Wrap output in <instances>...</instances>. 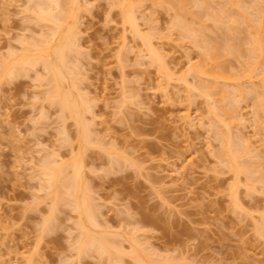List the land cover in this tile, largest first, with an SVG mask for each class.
<instances>
[{
  "label": "rangeland",
  "instance_id": "obj_1",
  "mask_svg": "<svg viewBox=\"0 0 264 264\" xmlns=\"http://www.w3.org/2000/svg\"><path fill=\"white\" fill-rule=\"evenodd\" d=\"M35 1L38 0H0V66L7 60L9 52L25 53V50H32L34 45L48 37L49 34L45 31L52 29L53 23L37 20L39 5L46 0ZM63 1L68 0L60 2ZM82 1L84 5L81 4ZM152 1L146 0L143 6L139 5L141 9H138L142 12L138 10V22L141 35H147V39L151 36L150 41L160 49L166 64L176 68V73H173L176 78L173 76L175 79L169 83L165 82V78L162 80L163 75H159L156 64L155 67L149 63L150 58L146 55L142 38L134 36L128 27L124 28L120 11L116 7L112 8L111 0H79V7L84 10L79 7L76 9L80 18V33L75 40L78 46H72L73 53L69 52L72 56L69 59L72 62L74 59L71 64L76 65L74 68L71 65L74 71L71 70L69 77L73 76L76 86L74 94L77 95L76 91L80 89L78 95L82 93L79 96L82 99L80 112L82 116L86 115L83 118L88 131V144L83 147L76 135L75 122L71 118L64 119L58 105H52L50 99H47L53 87L41 65L26 68L17 76H11L12 78L3 77L0 71V264H137L129 253L126 254V251L133 250L128 246L130 243L136 244L135 250L141 259L152 264H264V237L257 235L260 222H264V184L256 182H264V127L261 129L255 123L258 115L262 114V118L264 117L256 105L260 92L256 90L259 98L256 100L257 96L254 97L253 91V95L249 93L244 98L240 94V98L232 93L234 90H227V95H236L235 100L238 97V101L234 100V108L238 105V109L235 108L236 115H243L244 118L243 123L237 120V123H229V129L236 125L233 132H229L240 135L243 133L241 136L244 139L241 138L245 141L249 139L247 143L251 145L253 152L252 157H247L245 161L260 167L262 165L254 159L260 155L259 160L263 164L262 170L253 166L255 172L249 178L256 177V180L251 183L248 179L251 187L255 183L251 190L245 184V173H241L245 177L240 174L242 178L239 177V183L234 184L236 180L228 167H225L226 164L222 165L221 160L217 159L216 153L222 148L215 135L218 132L213 133L215 124L211 122L214 124L211 128L208 123L209 104L203 96L201 98L197 93L194 95L189 90L185 91L183 82L177 83L183 76L191 85H197L188 71V59L193 62L202 60L201 47L197 48L199 45L196 46L179 35L182 27H179L181 32L176 30L178 27L171 29L176 24L172 26V23L177 18L179 20L175 14L181 17L183 12H179L182 15L177 14L178 7L177 10L174 8V2L159 5ZM198 1L200 0H188L189 4L185 2L191 7H188L191 14L187 11L185 14L190 17L184 18L183 15L180 18L185 23L184 27L188 30L189 24H193L195 27H190V30L201 31L197 35L201 37V44L210 42V46L216 45V51L218 45L223 56L230 48L228 53L234 52L233 54H226L223 59L220 56L226 76L229 75L227 83L233 86L232 89L235 88L234 82L229 81L232 74L231 81L243 83L245 88L249 83L243 77V82L234 77H238L236 73L239 77L243 76L240 75L244 74L241 71H246L247 65L252 67L248 62L254 64L257 61L256 56H250L248 51L251 46L249 35H252L255 28L252 30L251 27L252 31L247 32L246 28L250 24H244L239 12L241 6H244L242 9L247 8L244 13H249L254 21L257 5H254L253 0H244L247 4L242 3L240 8L236 6L234 9L226 0H201V6ZM36 4H39L38 7ZM221 6L229 7L225 10ZM218 8L223 14L222 18L231 13L230 16L235 20L227 23L231 17L226 16L221 22L224 27L218 22H212L214 19L212 16L208 18V15L217 10L214 14L219 16ZM257 13L261 14V10ZM253 21L252 24L257 23ZM41 34L46 35H43L45 39H42ZM202 36L207 40L202 39ZM248 42L249 45L246 44ZM238 49L242 53L238 54ZM261 68L264 69V65ZM76 72L78 76L74 78ZM70 80L69 78L68 81ZM68 81L69 89L65 82V91L71 89ZM87 96L88 100L82 98ZM230 100L231 105L233 100ZM225 105L227 107L226 103ZM262 108L264 111V105ZM257 110L259 113L256 116ZM185 112L190 114L193 126L185 124L187 121L182 116ZM194 120L200 122L196 121L195 124ZM235 137L232 135L234 144L237 139ZM238 140L236 141L240 142ZM240 145L243 146V142ZM232 147L236 149L238 145ZM254 151L259 155L254 157ZM114 156L115 161L111 160ZM50 159H58L55 162L57 165L64 162V166L68 168L64 170L67 177L72 174L70 163L75 160L80 162L86 191L92 195L93 203H98L94 205L100 209V212L98 207L95 209L97 219L101 225H110L109 230L106 228L107 238L119 247L122 246L125 251L122 250L126 252L120 260L115 255V263L112 260L109 262L107 254H97L94 250H89V253L87 250V254L78 253L75 244L78 229L74 227L77 214L72 207L73 203L69 197H64L66 194L58 196L60 198L56 201L55 194L44 184L43 172L46 167L42 164ZM245 161L243 159L244 163H249ZM256 168H259L258 173ZM236 184V198L241 206L235 208L231 196ZM261 227L264 228L262 225ZM111 238H118V241ZM153 260H157L156 263Z\"/></svg>",
  "mask_w": 264,
  "mask_h": 264
},
{
  "label": "bare ground",
  "instance_id": "obj_2",
  "mask_svg": "<svg viewBox=\"0 0 264 264\" xmlns=\"http://www.w3.org/2000/svg\"><path fill=\"white\" fill-rule=\"evenodd\" d=\"M39 1V0H38ZM38 1H35V2H38ZM43 1V0H42ZM60 1H62V0H46L42 5H41V3H40V5H39V8H38V10L36 9V7H34L35 9L34 10H37L38 12V19L37 20H41V21H39V22H42V21H48V22H51V23H53L52 25H53V27H52V29H48L49 31H50V33H49V31L47 30V31H45L46 32V34H47V32H48V37H45L46 35H44V34H41L42 35V39H45V40H43V42H41V43H37L38 45H34L32 48V50H30L29 48H28V50L29 51H27V50H25V53H22V54H17V52H9V54L7 55V60H4V62L2 63V65L0 66V71H1V74L3 75V77L5 76V78L8 76H17L18 75V73L20 74L21 72H22V70L24 71L26 68H31V67H36V66H38V65H41V69H43L44 71H45V73L44 74H47L48 76H49V83L50 84H52V87H53V90H52V92H50L47 96H48V98H47V96H46V98L47 99H50V101H51V103H53L52 105H54V103L55 104H57L58 105V109H60V112L63 114L62 116H63V118L65 119V118H71L74 122H75V125H76V127H77V133H76V135H77V137H78V139H79V143H80V145L83 147L84 145H86V144H88V140H87V130H86V126H85V124H84V118L83 117H85V116H82V113L80 112V109H81V101H82V99H80V95L82 94H80V95H78V91H80V90H78V91H76V94L77 95H75L74 94V89L76 90V86H74V81L72 80L73 79V76H71V77H69V75L71 74V70H73V68L74 67H76V65L75 66H73L72 64H73V62H74V59H73V62L69 59L70 57H71V59H72V56H70L69 54V52H71V54L73 53L72 51H73V49H72V46H75V47H77L78 46V43H76L75 42V40H76V38L78 39V37H77V34H79L80 32H78L79 31V29H80V27H79V19L80 18H78V12L76 11V9L80 6V2H79V0H68L67 2H65V1H63L64 2V4H63V2H60ZM81 1V0H80ZM110 1V0H109ZM140 1H142V0H111V5H112V8H117V9H119V13H120V15H121V23L123 24V26H124V28H126L127 29V27H128V30H131V33L134 35V36H139V37H141L142 38V40H143V44H144V49H145V51H146V55H147V57H148V59H149V63H151V64H153V66H155L154 64H156V68H157V70H159L158 72H160V76L161 75H163L162 76V80L165 78V82H173V78L176 76H174L173 75V73H176V71L174 70V68H172V67H170L168 64H166V62L164 61V57H163V54L161 55V53H160V49H157L156 47H154L155 45H153L152 43V41H150L151 40V36L147 39V35H145L144 34V36L145 37H143L142 35H141V27H140V23L138 22V19L140 18V17H138L139 16V14H137L140 10L139 9H141V8H139V5H140V7L141 6H143L144 4H143V2H145V1H142V4H141V2ZM150 1V0H149ZM152 1V0H151ZM155 3H154V2ZM152 1V3L153 4H159V5H161L160 3H162V5H164V4H171V3H175L173 6H175L174 8H176V7H178V10H177V8H176V10H177V14H180L181 12H183V15H185V17L182 15V14H180V15H182L184 18H186V17H188L190 14H191V12L190 11H188V9L190 8L191 9V7H189V6H187V4L185 3L186 1L188 2V0H178L177 2H179V3H177V2H175V0H153ZM185 1V2H184ZM195 1H197V0H195ZM201 1V0H200ZM200 1H198L197 3H200ZM226 1H229V3H231V5L232 6H234V9L236 8V6L237 7H239V6H241L242 5V3H243V5L244 4H247V3H245L244 2V0H226ZM247 1V0H246ZM250 1V0H249ZM40 2V1H39ZM84 1H82L81 2V4L83 3ZM166 2V3H165ZM168 2V3H167ZM170 2V3H169ZM193 2H194V0H193ZM202 2V1H201ZM209 2V1H208ZM253 2H254V5H257V11L259 12L260 10H261V14H259V13H257V11H256V8H255V6L253 5V7L255 8V13L257 14V16H255L254 15V21L256 20L257 21V23L255 24V23H253L252 24V21H253V17H251V15L249 16L248 14L249 13H246L247 12V8H245V9H242V8H244V6H241V11L239 12L240 14H241V16H243V17H241V19L243 18V20H244V24L246 23V25H248V24H250V27H249V25L247 26L248 28H250V29H248V28H246L247 29V32H248V30H249V32H251L254 28V31H252L251 33H252V35L250 34V33H248V34H250L249 36L251 37V38H249L250 40V42H251V46H249L248 48L250 49V50H248L249 51V53L251 54L250 56H252V55H254V56H256V59H257V61H254L255 63L252 65L251 64V62H248L247 61V59L245 60V63H247L248 62V64H250L252 67L251 68H249L248 67V65L246 66V71H241V72H244V74L242 73V74H240V75H243V76H240L239 77V75H238V73H236V75L238 76V77H234V78H236L235 80H237V81H239V79L242 81V79L248 84V85H250L249 87H250V89L248 88V85L246 84V83H244V84H246L247 86V88L245 89L244 87H243V83L240 85L239 84V82H237V84L235 83V81H231L232 79H233V75L231 74V80H229L230 82H234V84H235V88H233L232 89V85L230 86V84H228L227 83V81H228V79H229V75H227L226 76V71H225V68L223 67V63H221L222 62V60H220V56H222V58L221 59H223V57H225V55L226 54H233V53H228L229 52V49H228V51H227V53L223 56V52H220L219 51V49L220 48H218V45H217V51H216V45L214 46V45H212V46H210V42L207 44V42H203L204 43V45L203 44H201V37L200 36H197L198 34L200 35V32L199 31H194L193 30V32H192V30H190V27H192L193 26V24H192V26H190V24H189V26L187 27V29L188 30H190L188 33H186L188 30H186V27H184L185 26V23L184 22H182L181 21V17L179 16V15H176L175 14V17H179V20H178V18H177V20L174 22V23H172V26H173V28H171V29H174V28H177L176 30H178L179 31V27L181 28V30H182V33H179V35L182 37H184V39H188V40H190L189 42H192V44H194V45H196V46H198L197 48H199V47H201L200 48V52L202 53V60H199V61H196V62H193V60L191 61V59H188V66H187V68H188V71L192 74V76L194 77V79H193V81H196V83H197V85H195V83L194 84H192V85H194V87L191 85V83H189L187 80H186V78H182V77H180V80H178L177 81V83H181V82H183L184 83V85L186 86V88H185V91L187 90V92H188V90H189V92H190V94H194V95H197V96H203L204 97V99L206 100V103L207 104H209V105H207V112H208V114L207 115H209L208 116V118H209V122L208 123H210L211 124V128H213L214 126V129L216 130H214L213 131V133L214 132H218V134L216 133L215 135H217V137L219 138V141L221 142H219L220 144H221V148H222V150L220 149V151H218V153L220 154V155H218V153H216L217 155L216 156H218L217 157V159L218 160H221L220 161V163L222 164H226L225 165V167L228 169V171H230L231 173H232V175H233V178H235V180L236 181H234V184L235 183H239V177L242 175V174H244V175H242V176H244L246 179L245 180H247V182H248V179H249V181L252 183V181L254 182V180H256V177H252V179L251 178H249V177H251L252 175L251 174H254V172H255V168L253 167V166H255V165H252L248 160H246L247 162H249V163H244L243 162V159H244V161H245V159H247V157L248 158H250V157H252L251 155V153L253 152V149L250 147L251 145H249L248 143H247V141L249 140V139H247L246 141L245 140H243L244 138L242 137L243 136V133L240 135V134H231L232 132H233V129H235L236 127V125L234 126H232L233 127V129H229V127H231L230 126V124L229 123H231L232 121H234V122H236L237 123V121H242L241 123H243V115H239V114H237L236 115V110H235V108H237L238 109V105H237V107H235L234 108V106H236L235 105V102H234V100H235V98L234 97H236V95H238L240 98H241V95L240 94H243V97L244 98H247L248 97V95H249V93L250 94H255L254 95V97H256L257 96V94L260 92L261 93V95H260V93L258 94V96L260 97V99L258 98V96H257V98H256V100H258L257 102H256V105L258 106V108L257 109H261L259 112L261 113V112H263V115H264V111H263V105H264V100H261V98L262 99H264L263 97L264 96H262V95H264V92H262V91H264V69L263 68H261L262 67V65H264L263 64V60H264V20H262L263 18H264V15H263V13H264V0H253ZM177 3V4H176ZM184 3H185V5H184ZM197 3H195V4H197ZM207 3V2H206ZM225 3V2H224ZM228 3V2H227ZM251 3V2H250ZM256 3V4H255ZM181 4V5H180ZM188 4H189V2H188ZM208 4V3H207ZM206 4V5H207ZM38 5L36 4V6L38 7ZM83 5H84V3H83ZM168 5V6H169ZM177 5V6H176ZM181 6V8H179V6ZM182 5H184V6H182ZM198 5V4H197ZM205 5V6H206ZM229 5V4H228ZM250 5V4H249ZM251 5H252V3H251ZM250 5V6H251ZM263 5V6H262ZM173 6H170V7H173ZM187 8H186V7ZM199 6H201V3H200V5ZM204 6V5H203ZM83 7V6H82ZM85 7V6H84ZM183 7V8H182ZM189 7V8H188ZM228 7L229 6H226V8L224 7L223 8V6H221V8H223V9H228ZM247 7V6H246ZM80 8V7H79ZM85 8H87V7H85ZM139 8V9H138ZM220 8V9H221ZM240 8V7H239ZM56 9V11H54ZM80 9H83L84 10V8H80ZM182 9H183V11H182ZM231 9H232V7H231ZM234 9H232V10H234ZM259 9V10H258ZM79 10V9H78ZM139 10V11H138ZM174 11H176L175 9H173ZM184 10H186L185 12H184ZM218 10H219V8H218ZM224 10V11H225ZM237 10V9H236ZM246 10V14L244 13V11ZM81 11L82 10H80V13H81ZM187 11L188 12H190V13H188L189 15H186L187 14ZM217 11V10H216ZM215 11V12H216ZM224 11H223V13H224ZM262 11H263V13H262ZM35 12V11H34ZM140 12H142V11H140ZM180 12V13H179ZM215 12H213V14L212 15H208L209 17L208 18H210V16H212V18L214 19V20H212V22H218V23H220L221 24V22L223 21V18H225L226 16H227V18L228 17H231L230 16V14H228L227 13V15H225V17L223 16V18L221 17V15H223L222 14V12H220V10L218 11V12H220L219 13V16L218 15H216V14H214ZM228 12H229V10H228ZM36 13V12H35ZM77 13V14H76ZM79 13V14H80ZM186 13V14H185ZM239 13H238V16H240L239 15ZM244 13V14H243ZM251 13V12H250ZM141 14V13H140ZM208 14V13H207ZM210 14V13H209ZM218 14V13H217ZM138 15V16H137ZM247 15V16H246ZM262 15H263V17H262ZM143 15H141V17H142ZM215 16V17H214ZM237 16V17H238ZM190 17V16H189ZM206 17H207V15H206ZM252 18L251 19V22H250V18ZM257 17V18H256ZM181 18V19H180ZM227 18H226V21H227ZM240 18V17H239ZM142 19V18H141ZM140 19V20H141ZM230 19V20H229ZM228 19V22L227 23H229V21H231L232 19L233 20H235L234 19V17H231V18H229ZM238 19V18H237ZM139 20V21H140ZM210 20V19H209ZM178 21V22H177ZM198 21V20H197ZM238 21V20H237ZM242 21V20H241ZM246 21V22H245ZM253 21V22H254ZM255 21V22H256ZM180 22V23H179ZM193 22V21H192ZM43 23V22H42ZM178 23H179V26H178ZM194 23V22H193ZM226 23V22H225ZM224 23V24H225ZM232 23H235V22H233L232 21ZM145 24V23H144ZM181 24H183V25H181ZM197 24V23H196ZM200 24V23H199ZM199 24L198 25H196V28H197V26H199ZM238 24V23H237ZM49 25V24H48ZM177 25V26H176ZM187 25H188V23H187ZM223 27H224V25L223 24H221ZM201 26V25H200ZM204 26V25H203ZM239 26H240V24H239ZM195 26H193L192 28H194ZM221 27V26H220ZM226 27V26H225ZM251 27H252V30H251ZM227 28V27H226ZM198 29V28H197ZM201 30H204L203 28H200ZM245 29V28H244ZM125 31H127V30H125ZM206 31V30H205ZM44 32V33H45ZM179 32H181V31H179ZM253 32H254V35H253ZM181 34H183V35H181ZM185 34V35H184ZM196 34V35H195ZM43 35H44V37L45 38H43ZM188 35V36H187ZM149 36V35H148ZM248 36V37H249ZM253 36V37H252ZM135 37V38H136ZM180 37V38H181ZM48 38V39H47ZM80 38V37H79ZM140 38V39H141ZM38 39V38H37ZM42 39L40 40V41H42ZM139 39V40H140ZM202 39H205L204 38V36H202ZM205 40H207V39H205ZM205 40H202V41H205ZM248 40V39H247ZM36 41V40H35ZM78 41V40H77ZM33 42H34V40H33ZM37 42V41H36ZM36 42H35V44H36ZM250 42H248V43H246V44H248L249 45V43ZM80 43V42H79ZM223 43V42H222ZM28 44H30V43H28ZM212 44V43H211ZM216 44V43H215ZM32 45V44H31ZM207 45V46H206ZM220 45V44H219ZM222 45V44H221ZM224 45V44H223ZM222 45V46H223ZM25 47V46H24ZM142 47H143V45H142ZM212 47V48H211ZM215 47V48H214ZM211 48V49H210ZM214 48V49H213ZM237 48V47H236ZM247 48V47H246ZM221 49H223V48H221ZM21 50H22V48H21ZM72 50V51H71ZM77 50V49H76ZM141 50H143V49H141ZM78 51H80L79 50V48H78ZM77 51V52H78ZM226 51V50H225ZM252 51V52H251ZM21 52V51H20ZM19 52V53H20ZM24 52V51H23ZM31 52V53H30ZM76 51H74V53H75ZM238 54H240V53H242V50L240 51V49H238ZM16 53V54H15ZM76 54V53H75ZM80 54V53H79ZM144 54V53H143ZM235 54H237L236 52H235ZM234 54V55H235ZM237 54V55H238ZM77 55V54H76ZM140 56V55H139ZM241 56V55H240ZM246 56H248V55H246ZM254 56H253V58H254ZM247 58V57H246ZM252 58V59H253ZM249 59H250V57H249ZM148 61V60H147ZM250 61H251V59H250ZM71 62H72V64H71ZM193 62V63H192ZM148 63V64H149ZM245 63H243L244 65H246ZM151 64H149V65H151ZM70 65V66H69ZM73 66V68H72V66ZM249 65V66H250ZM261 66V67H260ZM69 67H71V68H69ZM245 67V66H244ZM260 68H261V71H258V69L260 70ZM35 69V68H34ZM172 69H173V72H172ZM176 69V68H175ZM245 69V68H244ZM77 70H78V68H77ZM76 70V71H77ZM250 70V71H249ZM21 71V72H20ZM43 71V72H44ZM74 71V70H73ZM72 71V72H73ZM175 71V72H174ZM187 71V70H186ZM249 71V72H248ZM79 72V71H78ZM185 73H187V75H188V72H185ZM2 75H0V76H2ZM72 75H73V73H72ZM76 75V77H74V78H77V72H76V74H74V76ZM190 75V74H189ZM236 75H234V76H236ZM14 76V77H15ZM46 76V75H45ZM174 76V77H173ZM191 76V77H192ZM243 77V78H242ZM12 78V77H11ZM69 78L72 80V82H73V85H71L70 83V81H68L69 80ZM176 78V77H175ZM174 78V79H175ZM182 78V79H181ZM188 78V77H187ZM239 78V79H238ZM40 79V78H39ZM46 80V79H45ZM75 80V79H74ZM172 80V81H171ZM67 81H68V83H69V85H71L70 86V90H68L69 88H68V84H67ZM77 81V80H76ZM76 81H75V83H76ZM175 81V80H174ZM66 82V83H65ZM243 82V81H242ZM64 83H65V85H66V88H68V89H66V90H68V91H65V87H64ZM258 83V84H257ZM167 84V83H166ZM226 84V85H225ZM227 84H228V87L230 86V88H228L227 87ZM164 85V84H163ZM167 85H169V84H167ZM238 85H240V86H238ZM259 85V86H258ZM77 86H79V85H77ZM160 86H162V85H160ZM256 86H258V87H256ZM190 87H193V88H190ZM237 87V88H236ZM242 87V88H241ZM259 87H261V89L259 88ZM164 88V87H163ZM77 89H79L78 87H77ZM193 89H194V93H193ZM245 91H244V90ZM196 90V91H195ZM227 90H228V92L229 91H233L232 93L234 94H236V95H234L233 96V94L232 93H228L229 95H227ZM236 90V91H235ZM256 90L258 91V93L256 92ZM74 91V92H73ZM237 91H238V94H237ZM251 91H253L252 93H251ZM81 92V91H80ZM83 93H85V92H83ZM197 93V94H196ZM219 93H220V95H219ZM263 93V94H262ZM86 94V93H85ZM84 94V95H85ZM190 94H188V95H190ZM232 96H231V95ZM245 94V95H244ZM246 94H248L247 95V97H246ZM252 94V95H253ZM88 95V94H87ZM165 95V94H164ZM216 95H219V96H216ZM251 95V96H252ZM83 96V95H82ZM227 96H229L230 97V99H229V97L227 98ZM191 97V96H190ZM203 97H201V98H203ZM45 98V99H46ZM83 99H86V98H88V96L87 97H82ZM90 98V97H89ZM189 98V97H188ZM238 98V97H237ZM237 98H236V100H237ZM240 98H239V100H240ZM224 99V100H223ZM86 100H88V99H86ZM228 100H230V101H232V102H230L231 103V105L233 104V106H231L230 104H229V101ZM235 100V101H236ZM255 100V101H256ZM85 101V100H84ZM223 101V102H222ZM238 101V100H237ZM261 101H263V102H260ZM91 102V101H90ZM259 102V103H258ZM83 103V102H82ZM86 103H88V102H86ZM225 103L227 104V107H226V105H225ZM258 103V104H257ZM85 104V103H84ZM237 104V103H236ZM254 104H255V102H254ZM259 104H261V106L259 105ZM56 105V106H57ZM226 107H224V106ZM91 107H92V105H91ZM230 107H232L231 109H229ZM259 107H261V108H259ZM89 108V107H88ZM232 109H234V110H232ZM88 111L89 110H91L90 108L89 109H87ZM93 110V109H92ZM84 111V110H83ZM234 111V112H233ZM238 111V110H237ZM90 112V111H89ZM93 112V111H92ZM240 112V111H239ZM258 110H257V112H255L256 113V116L258 115ZM85 113H87V112H85ZM235 113V114H234ZM238 113V112H237ZM90 114V113H89ZM241 114V113H240ZM88 115V114H87ZM262 114H260V115H258L257 117H256V125H258L257 127H260L261 129L264 127V117L262 118V116H261ZM183 116V119L185 120V121H187V122H185V124L186 123H188L189 125H191V126H193L194 124L192 123V119H191V117H190V114L188 113V112H185V114L184 115H182ZM261 116V117H260ZM93 118H94V116H92ZM91 117V118H92ZM211 118V119H210ZM226 118H227V120H226ZM182 119V118H181ZM183 120V121H184ZM198 120H200V119H198ZM228 120H230L229 122H228ZM237 120V121H236ZM261 120H263V121H261ZM195 121V120H194ZM197 121V120H196ZM196 121H195V124H196ZM197 122H200V121H197ZM211 122H213V123H211ZM234 122H232V123H234ZM231 123V124H232ZM202 124V123H201ZM204 124V123H203ZM238 124H240L239 122H238ZM74 125V126H75ZM188 125V126H189ZM214 125V126H213ZM217 125V126H216ZM263 125V126H262ZM89 126V125H88ZM196 126V125H195ZM194 126V127H195ZM219 126V127H218ZM221 126V127H220ZM223 126V127H222ZM217 127H218V129H217ZM224 127H226V128H224ZM235 127V128H234ZM89 128H91V127H89ZM192 128V127H191ZM209 128V127H208ZM225 130H224V129ZM221 129V130H220ZM228 131H227V130ZM65 130V129H64ZM208 130H211V129H208ZM218 130V131H217ZM223 130V131H222ZM229 130H230V132H231V130H232V132L230 133L229 132ZM76 131V130H75ZM239 131V130H238ZM236 132H237V130H236ZM235 133V132H234ZM237 133H239V132H237ZM65 135V134H64ZM90 135V134H89ZM232 135H233V137H235V135H236V137H235V139L236 140H238V141H240V142H237L236 140H235V143L236 144H234L233 143V141H234V139L232 138ZM238 135V136H237ZM66 136V135H65ZM231 136V137H230ZM91 137V136H90ZM243 139H242V138ZM221 138V139H220ZM90 139V138H89ZM230 139H231V143H230ZM67 140V139H66ZM242 140V141H241ZM90 142V141H89ZM100 142V141H99ZM243 142V146L242 145H240L241 143ZM249 142V141H248ZM95 143H96V141H95ZM94 143V144H95ZM240 143V144H239ZM90 144V143H89ZM96 144H98V143H96ZM100 144V143H99ZM102 144V143H101ZM245 144H248V145H245ZM233 145H238V148H236V149H233ZM239 146H242V148L240 147L239 148ZM253 146V145H252ZM232 147V148H231ZM85 148V147H84ZM256 148V147H255ZM257 149V148H256ZM82 150H84V149H82ZM81 150V151H82ZM237 150H239V151H236ZM241 150V151H240ZM258 151V150H257ZM257 151H254L255 153H254V157L255 156H257V155H259V153H257ZM107 152H109V151H107ZM112 153V152H111ZM74 154V153H73ZM113 154V153H112ZM257 154V155H256ZM56 155V154H55ZM58 155V154H57ZM47 156V155H46ZM76 156H77V154H76ZM75 156V157H76ZM113 156V155H112ZM116 156V155H115ZM115 156L114 157H112V159L111 160H114L115 159ZM214 156H215V153H214ZM260 156V155H259ZM259 156L258 157H255L254 159L256 160H254L256 163H260V165H262L263 166V164H261V160H259V159H261V158H259ZM48 157V156H47ZM241 157L243 158L242 160H241ZM246 157V158H245ZM46 158V157H45ZM44 158V159H45ZM84 158V157H83ZM258 158V159H257ZM43 159V160H44ZM59 159V158H58ZM57 159V160H58ZM57 160H46V161H44V164H42V165H44L43 167L45 168L44 169V172H43V175H44V184H45V186L52 192V193H54L55 195V200L57 201L58 200V198H60V197H58V196H61L62 194H66L67 196H64V195H62V196H64V197H69L68 199L73 203H71V202H69V203H71L73 206L72 207H74L73 209L75 210V214H77V215H75V216H77V221L76 222H74L75 224V226L74 227H77V229H78V235H77V241H76V243L75 244H77L76 245V247H77V249H78V253L79 254H81V253H85V254H87L86 252H87V250H88V253H89V250H94V252L96 251V253L98 254H102V255H106V256H109V257H107L108 259H109V262H110V260H112L113 261V263H115L114 262V259H115V255H117L118 257L116 258L117 260L119 259V258H121V256H124V254L126 253V254H130L131 255V257H133L134 258V260H135V262L137 263V264H152V262L150 263V262H147V261H144L143 259H141V257H139L138 255H137V253H138V251H136L135 250V245L136 244H134V243H130V245H128V246H130V247H132V249L133 250H131V251H126V252H124L125 250L123 249V248H121V247H119L118 245H116L114 242H112V241H110L109 240V238H107V233H106V231L108 232V230H109V227H110V225L108 224V226H107V224H106V226L105 227H103V225H105V224H103V225H101L100 224V221L97 219L98 217H96V215L95 214H97L96 213V211H95V209L98 207H96L94 204H96V203H93V199L91 198L92 197V195L90 196L89 194H88V192L86 191V186L84 185V183H83V178H82V174H81V172H82V165L80 164V162L79 161H73L72 163H70V166H69V168L71 167V170H72V174L70 175V176H68L67 177V175L65 176L64 175V170L67 168V167H65L64 166V162H62L63 164H60V165H57L56 163H57ZM72 160H73V158H72ZM71 160V161H72ZM116 160H118V158L116 159ZM240 160V161H239ZM257 160H258V162H257ZM115 161V160H114ZM245 161V162H246ZM253 161V162H254ZM56 162V163H55ZM66 162H68V161H66ZM241 162V163H240ZM42 163H43V161H42ZM113 163V162H112ZM255 163V164H256ZM222 164V165H223ZM244 164H247V165H250V167L249 166H247V165H244ZM252 165V166H251ZM68 166V165H67ZM262 166H260L259 167V165H257L256 164V166L255 167H259L260 168V170H262L261 169V167ZM85 167V166H84ZM86 168V167H85ZM259 168H256V172H257V170L259 169ZM68 169V168H67ZM86 170V169H85ZM42 171V170H41ZM66 171V170H65ZM252 172V173H251ZM259 172V171H258ZM257 172V173H258ZM242 173V174H241ZM264 173V172H263ZM241 174V175H240ZM256 176V175H255ZM242 177H240V179H241ZM244 180V181H245ZM259 180V179H258ZM85 182V181H84ZM245 183L246 185H247V187H250L251 188V190H253L252 189V187L254 186V184L255 183H253V184H251V185H253L252 187L250 186V182H248V183ZM256 182H260V183H262V185L264 184V182L263 181H257L256 180ZM239 185V184H238ZM233 187V186H232ZM232 187H231V191H232ZM237 184L236 185H234V188H233V191H232V196H231V198H232V200H233V203L236 205V206H234L235 208L238 206L239 207V205H240V203L237 201V198H236V196H238V193L237 192H235L236 190L238 191V189H237ZM264 185L262 186V189L264 190ZM61 188V190H59ZM89 188V187H88ZM87 188V189H88ZM236 188V189H235ZM250 188H248V189H250ZM235 189V190H234ZM59 191H60V193L61 194H59ZM62 191V192H61ZM237 193V194H236ZM51 194V193H50ZM59 194V195H58ZM49 195V194H48ZM52 195V197H53V194H51ZM61 196V197H62ZM63 197V198H64ZM63 198H61V199H63ZM51 199V198H50ZM96 201H98V200H96ZM62 202H60V204H61ZM64 203V202H63ZM239 203V204H238ZM57 204V203H56ZM98 204V203H97ZM96 204V205H97ZM100 205V204H99ZM241 206V205H240ZM57 207V206H56ZM53 208V207H52ZM242 208V207H241ZM98 210H99V212H100V209H99V207L97 208ZM96 209V210H97ZM54 210V209H53ZM98 212V213H99ZM100 217V216H99ZM262 218H264V215L262 216ZM103 221V220H102ZM107 221V220H106ZM103 222H105V221H103ZM108 223V222H107ZM261 223V224H260ZM259 224V226H258V234L257 235H259V234H261V235H263V237H264V228H262L261 227V225L264 227V222L263 221H261ZM45 227V226H44ZM100 228H102L101 230H98L97 231V229H100ZM103 228H104V230H103ZM106 228H108V230L106 229ZM111 228V227H110ZM257 227H255V229H256ZM106 229V230H105ZM99 231H102V232H99ZM110 234V233H109ZM115 234H117V233H115ZM113 236H117V235H113ZM109 237V236H108ZM119 237V236H118ZM122 238V237H121ZM117 239V241H118V238H116ZM116 239H112L111 238V240H116ZM133 240V239H132ZM135 241V240H134ZM75 242V241H74ZM120 242V241H119ZM136 243H137V240L135 241ZM118 244V243H117ZM119 245H121V244H119ZM139 246V245H138ZM75 247V246H74ZM137 247V246H136ZM124 251H123V250ZM140 252V251H139ZM143 253V252H142ZM145 253V252H144ZM151 253H152V251H151ZM154 254V253H153ZM148 256H150V255H148ZM114 257V258H113ZM131 257H129L130 259H131ZM144 258H145V256H144ZM116 260V262H118ZM120 260V259H119ZM147 260H149L148 258H147ZM111 261V262H112ZM122 261H123V259H122ZM152 261V260H151ZM154 261V260H153ZM156 261L157 260H155L154 262L156 263ZM159 262H161V261H159ZM158 262V263H159ZM112 264V263H111ZM116 264H118V263H116ZM121 264V263H120ZM154 264V263H153Z\"/></svg>",
  "mask_w": 264,
  "mask_h": 264
}]
</instances>
